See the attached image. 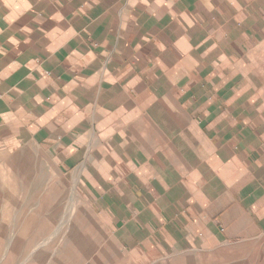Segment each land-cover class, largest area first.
I'll return each mask as SVG.
<instances>
[{
  "label": "crops",
  "instance_id": "obj_1",
  "mask_svg": "<svg viewBox=\"0 0 264 264\" xmlns=\"http://www.w3.org/2000/svg\"><path fill=\"white\" fill-rule=\"evenodd\" d=\"M263 51L264 0H0V163L43 149L132 250L262 229Z\"/></svg>",
  "mask_w": 264,
  "mask_h": 264
},
{
  "label": "rangeland",
  "instance_id": "obj_2",
  "mask_svg": "<svg viewBox=\"0 0 264 264\" xmlns=\"http://www.w3.org/2000/svg\"><path fill=\"white\" fill-rule=\"evenodd\" d=\"M258 63L264 77V51ZM0 264H264V227L132 250L94 209L77 173H64L43 149L27 145L0 163Z\"/></svg>",
  "mask_w": 264,
  "mask_h": 264
}]
</instances>
